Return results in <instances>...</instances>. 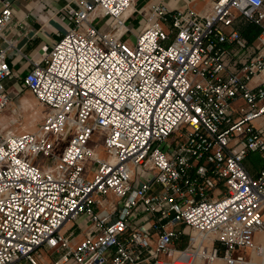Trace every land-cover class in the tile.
I'll return each mask as SVG.
<instances>
[{
	"label": "built area",
	"instance_id": "built-area-1",
	"mask_svg": "<svg viewBox=\"0 0 264 264\" xmlns=\"http://www.w3.org/2000/svg\"><path fill=\"white\" fill-rule=\"evenodd\" d=\"M0 1L3 112L14 45ZM134 1L79 0L32 61L24 84L48 112L33 131L0 133V264H263L243 250L264 252V0L204 12L162 0L130 41Z\"/></svg>",
	"mask_w": 264,
	"mask_h": 264
},
{
	"label": "crops",
	"instance_id": "crops-1",
	"mask_svg": "<svg viewBox=\"0 0 264 264\" xmlns=\"http://www.w3.org/2000/svg\"><path fill=\"white\" fill-rule=\"evenodd\" d=\"M79 0H11L13 17L11 23L6 27L5 35L13 42V47L8 50L7 62L11 69V77L3 80L4 89L13 97L12 105L6 111L0 112V133L8 131L20 133L26 130H35L34 125L43 119L48 108L41 104L33 93L25 86L24 77L29 72L32 61L42 57L46 46L51 47L56 43L63 33H66L74 24L72 16L67 12L68 7L76 8ZM162 0H135L132 9L126 11V25L130 31L124 38L134 41L145 26L147 13L153 5ZM171 7L185 8L194 7L197 11L204 12L210 9L211 0H164ZM2 1H0L1 7ZM111 18L96 17L94 24L106 29ZM2 46L7 42L2 41ZM41 104L44 111L32 117L31 121L18 124L19 117L30 113L36 104ZM24 117V116H23ZM35 117H37L36 120ZM33 120V121H32ZM73 242L79 240L81 233ZM255 242L261 244L260 236H255ZM254 250L248 248L243 253L246 258L252 259ZM60 251L50 250L51 258H58ZM256 261L261 256L257 255ZM218 264V263H216ZM223 264V262H222Z\"/></svg>",
	"mask_w": 264,
	"mask_h": 264
},
{
	"label": "rangeland",
	"instance_id": "rangeland-1",
	"mask_svg": "<svg viewBox=\"0 0 264 264\" xmlns=\"http://www.w3.org/2000/svg\"><path fill=\"white\" fill-rule=\"evenodd\" d=\"M48 110V109H47ZM41 111H44L43 107L41 106V104H36L35 108L32 109V111L30 113H26L24 114L22 117L20 116L19 117V120H18V124L22 125L20 122H29L31 121L32 117L34 116H37L40 114ZM37 117H35L34 120L37 119ZM33 121V120H32ZM42 120H40L39 122L37 121V123L34 125L32 122H29L30 125H33L35 128H37L38 124L41 122ZM25 131V130H24ZM26 131H32V130H26ZM23 132V131H21ZM71 135H72V132L65 138L61 137L59 139V141L57 142V146L55 148V153L56 154H61V152L63 151L64 147L67 145V143L69 142L70 138H71ZM103 136L101 134V132L99 130H95L93 133H92V136H91V139L89 141V146H91L92 148L96 149V151H100L101 150V154H105L104 151H103ZM49 160L50 158L48 157H45L43 155H40L39 157H37V159L35 160V163L39 166H44V165H47L49 164ZM51 162V160H50ZM246 164L248 166V168L250 169V171L252 173H255L257 171V169H259V167L261 166L262 164V161H261V157H260V154L259 153H252L249 155V157L246 159ZM92 165L91 162L88 163L87 165V171H88V168H90V166ZM91 177V175H90ZM75 233L79 232L80 229H79V224H77L75 226ZM257 257V256H256ZM255 257V259H256ZM258 259V258H257Z\"/></svg>",
	"mask_w": 264,
	"mask_h": 264
},
{
	"label": "bare ground",
	"instance_id": "bare-ground-1",
	"mask_svg": "<svg viewBox=\"0 0 264 264\" xmlns=\"http://www.w3.org/2000/svg\"><path fill=\"white\" fill-rule=\"evenodd\" d=\"M256 235H258V236H260V240H264V230H262V231H258L257 233H256ZM257 254L255 253V251L253 252V254H252V260L253 261H256V259H257ZM255 257H256V259H255ZM261 260L263 261V264H264V252H263V255L261 256ZM217 263L218 264H222V259H218L217 260Z\"/></svg>",
	"mask_w": 264,
	"mask_h": 264
}]
</instances>
